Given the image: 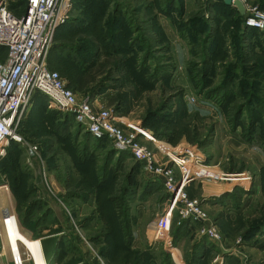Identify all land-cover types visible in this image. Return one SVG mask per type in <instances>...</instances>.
<instances>
[{"label": "rangeland", "instance_id": "rangeland-1", "mask_svg": "<svg viewBox=\"0 0 264 264\" xmlns=\"http://www.w3.org/2000/svg\"><path fill=\"white\" fill-rule=\"evenodd\" d=\"M209 3L70 1L49 66L69 76L79 99H96L120 124L138 129L149 140L141 144L153 152L155 141L166 152L192 148L203 154L200 169L217 177L185 190L200 217L167 213L163 186L129 153L95 140L71 115L49 112L46 98L36 96L20 133L37 145V155L30 166L24 146H7L0 159V208L38 245V264H264V57L253 67L250 51L241 56L247 51L241 25L214 23ZM24 4L10 0L9 7L18 14ZM198 18L215 33L219 50L213 55L214 36L207 39L204 25H194ZM4 57L0 46V62ZM229 68L234 75L228 86ZM243 108L251 114L242 112L235 126ZM250 119L257 123L248 136ZM155 159L158 166L166 158ZM221 173H245L249 189L236 185L237 175L219 181ZM1 220L0 211V252L6 253L0 264H12Z\"/></svg>", "mask_w": 264, "mask_h": 264}, {"label": "built area", "instance_id": "built-area-1", "mask_svg": "<svg viewBox=\"0 0 264 264\" xmlns=\"http://www.w3.org/2000/svg\"><path fill=\"white\" fill-rule=\"evenodd\" d=\"M70 1L25 0L23 10L17 15L9 7L10 0H0V46L6 51L5 58L0 62V159L4 157L7 146L15 143L24 146L28 164L32 165L31 160L36 157L38 147L27 143L20 129L24 114L31 107L35 96L40 95L46 98L49 112L71 115L74 122L82 126L92 138H107L114 150L129 153L151 180L161 183L168 195L169 212L176 211L182 218L200 217L196 203L188 200L185 190L193 182L210 181L212 177H217L199 169L198 166L204 162L203 154L192 148L189 151L166 152L154 145L157 153L153 152L141 144V140H149L138 129L133 125L120 124L119 118L98 106L95 99H79L76 92L67 86V80L49 68L48 56L54 35L68 17ZM234 1L231 0L230 7L237 11ZM238 1L244 7L243 26L264 33V10L249 0ZM188 103L196 107L199 104L193 97L188 98ZM139 129L147 133L141 127ZM160 154L166 159L163 164L155 166V158ZM244 174H222L218 179L230 182L231 175L241 179L239 176ZM246 177L250 180L248 175ZM5 210L1 211L2 218L5 217ZM6 211V216L11 215ZM208 232L210 238L217 241L215 231L208 229ZM10 256L12 264H21L19 257L16 258L12 252ZM21 257L23 262L30 261L26 251L21 253Z\"/></svg>", "mask_w": 264, "mask_h": 264}, {"label": "trees", "instance_id": "trees-1", "mask_svg": "<svg viewBox=\"0 0 264 264\" xmlns=\"http://www.w3.org/2000/svg\"><path fill=\"white\" fill-rule=\"evenodd\" d=\"M24 6H25V4H24ZM211 7H214V9L216 10V12H214V14H215V16H214V18H215V20H214V23H218V22H220V21H224V22H227V24H226V28H227V26H228V24L229 25H231L230 24V22H232L234 25H237V23L238 24H242L243 23V18H242V16H240L239 14H238V12L237 11H235L234 9H232L230 6H227V5H225L224 4V0H220V1H218V3H217V5H215V4H213V5H211ZM20 13H18L17 15H19ZM197 21H199V23L198 22H195V24L194 25H196V26H199V25H204V27H205V29H206V33L208 34H206V38L208 39L209 37H211L210 35H211V27H210V25H208V23H207V21H201V19H199L198 18V20ZM197 23V24H196ZM229 27H232V25L231 26H229ZM246 30H248V31H251V32H254L255 34H262V35H264V33L263 32H259V31H257V30H255V29H251V28H246ZM57 31V30H56ZM214 36V35H213ZM233 37H235V36H233ZM214 38V40H212V52L210 53V54H212L213 52H214V50H219V47H218V41H216L217 39H215V36L213 37ZM216 53V52H215ZM215 53H214V55H215ZM5 54H6V51H5ZM213 55V54H212ZM5 58V57H4ZM3 61V60H2ZM48 62H49V60H48ZM48 66H49V63H48ZM49 68L50 69H52V70H55V69H53V68H51L50 66H49ZM58 72V71H57ZM59 73V72H58ZM60 74V73H59ZM61 75V74H60ZM233 70H231L230 68H229V70H228V73H226V76H227V81L224 83V84H226V85H228L229 86V84H230V82H232V79H233ZM62 76V75H61ZM63 78H65L66 80H67V82H68V80H69V76H62ZM67 86L69 87V85L67 84ZM70 88V87H69ZM71 89V88H70ZM72 90V89H71ZM251 95V94H250ZM36 96H40V95H36ZM35 96V97H36ZM35 99V98H34ZM33 99V100H34ZM33 103V102H32ZM251 103H253L252 102V99L250 100H248V102H247V105L249 106V105H251ZM244 111H247L246 109L244 110V108L243 109H239V110H237V114L235 115V117H234V124H235V126H240V119H241V116H242V112H244ZM247 113H250L251 114V112L250 111H247ZM253 113H256V112H254L253 111ZM258 113V112H257ZM254 118L253 119H260V118H258L255 114H254ZM256 123H257V120H249V123H248V129H247V132H248V136H250L251 134H252V132H253V125H254V130H255V127H256ZM259 123V122H258ZM21 131V130H20ZM88 134V133H87ZM89 135V134H88ZM255 138V137H254ZM102 139H107V138H102ZM102 139H99V140H102ZM158 139V138H157ZM160 139V138H159ZM248 140H246V141H250L249 140V138H247ZM96 140V139H95ZM158 141V140H157ZM161 141V140H160ZM165 141V140H164ZM251 141H252V139H251ZM13 145H15V146H17L18 144H15V143H11L10 144V146H13ZM119 153H123V154H128V153H125V152H119ZM230 181H231V179H229ZM232 184L233 183H231V184H229V186H231L232 187ZM235 184V183H234ZM226 188L228 187V185L227 186H225ZM228 190V189H227ZM41 243V242H40ZM42 244V243H41ZM42 249H43V247H42ZM44 252V251H43ZM55 264V263H54Z\"/></svg>", "mask_w": 264, "mask_h": 264}, {"label": "bare ground", "instance_id": "bare-ground-1", "mask_svg": "<svg viewBox=\"0 0 264 264\" xmlns=\"http://www.w3.org/2000/svg\"><path fill=\"white\" fill-rule=\"evenodd\" d=\"M185 150L187 151L188 149ZM201 165L202 164H200L198 167H200ZM209 174H211V172H209ZM240 177L241 179L239 180L241 181L237 182L236 185H239L244 190L249 189L250 182L246 181L247 178L245 176H240ZM245 184L248 185L246 188L244 187ZM167 212H169V209L167 210ZM1 222L5 233L4 239L6 241V245L9 249V252L10 253L12 252L16 258L19 257L21 264H25L26 261L24 262L22 261L21 253L26 251L30 258V261L32 262L31 264H38L39 247L37 244L36 245L32 244L30 242L31 239L20 231V227L16 217L13 215L5 216L4 218H2ZM5 255H6L5 250L2 249L0 252V256L3 257ZM43 264L46 263L43 262Z\"/></svg>", "mask_w": 264, "mask_h": 264}, {"label": "crops", "instance_id": "crops-1", "mask_svg": "<svg viewBox=\"0 0 264 264\" xmlns=\"http://www.w3.org/2000/svg\"><path fill=\"white\" fill-rule=\"evenodd\" d=\"M218 1L219 0H210V2L211 3H209V6H211V5H213V4H215V5H217V3H218ZM257 2H259L260 3V5H263L264 6V0H256ZM239 14V13H238ZM240 15V14H239ZM240 16H242V15H240ZM156 18V21H155V24H156V22H157V25H158V27H159V29H160V31H161V33L163 32V30H162V28L159 26V24H158V21H157V17H155ZM215 20V18L213 17L212 18V21H214ZM221 22H223L224 23V21H221ZM241 25V29H242V34H241V36H242V38H243V40L245 41V44H246V47H247V51L245 52V53H242V55L241 56H243V57H246L248 54H247V52L248 51H250L251 52V56H253V57H256V59H254V60H251L252 62H251V65L253 66V67H256V64H257V61H259V63H261V62H263V57H264V53H263V51H264V49H263V46H264V41H263V39H264V35H262V34H255L254 32H251V31H248V30H246V28L243 26V23L242 24H240ZM213 27L212 28H214V25H212ZM211 34L212 35H214L215 33H212L211 32ZM229 36H230V33H229ZM231 57V56H230ZM257 58H259V59H257ZM260 58H262V59H260ZM259 70V69H258ZM261 70H263V69H261ZM95 102L97 103V100L95 99ZM98 104V103H97ZM99 105V104H98ZM220 112H218L217 114H219ZM222 135H226L225 133L224 134H222ZM223 136V138H222V140L224 141L225 140V137ZM156 142V141H155ZM155 142H154V145H155V147H157L158 148V146L155 144ZM163 142V141H162ZM240 148H241V146H240ZM241 149H243V147L241 148ZM202 166V165H201ZM200 168V167H199ZM201 170V169H200ZM232 181V180H231ZM190 188V187H189ZM203 188H205V186H204V184L202 185V190H203V194H202V196L203 197H205V191H204V189ZM188 190H190L191 191V189H188ZM211 196H214V195H211ZM254 196V195H253ZM251 197V198H254V197ZM214 197H218V196H214ZM0 211H2V208H0Z\"/></svg>", "mask_w": 264, "mask_h": 264}, {"label": "water", "instance_id": "water-1", "mask_svg": "<svg viewBox=\"0 0 264 264\" xmlns=\"http://www.w3.org/2000/svg\"><path fill=\"white\" fill-rule=\"evenodd\" d=\"M224 4L227 5V6H230L231 5V0H224ZM233 5L236 7V9H237V11H238V13L240 15L244 14V7H243V5H242V3L240 1H238V0L234 1ZM26 13H27V8L24 11V14H25L24 18L26 17ZM6 212H7L6 210L3 212V216H6Z\"/></svg>", "mask_w": 264, "mask_h": 264}]
</instances>
